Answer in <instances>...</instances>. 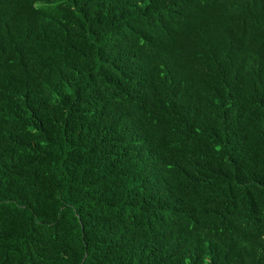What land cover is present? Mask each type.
I'll return each instance as SVG.
<instances>
[{
	"label": "trees",
	"instance_id": "1",
	"mask_svg": "<svg viewBox=\"0 0 264 264\" xmlns=\"http://www.w3.org/2000/svg\"><path fill=\"white\" fill-rule=\"evenodd\" d=\"M0 264H264V0H0Z\"/></svg>",
	"mask_w": 264,
	"mask_h": 264
}]
</instances>
